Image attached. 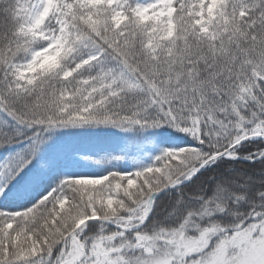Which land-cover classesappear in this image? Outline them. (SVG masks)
Listing matches in <instances>:
<instances>
[{
	"label": "snow or ice",
	"instance_id": "obj_1",
	"mask_svg": "<svg viewBox=\"0 0 264 264\" xmlns=\"http://www.w3.org/2000/svg\"><path fill=\"white\" fill-rule=\"evenodd\" d=\"M0 264H264V0H0Z\"/></svg>",
	"mask_w": 264,
	"mask_h": 264
},
{
	"label": "rangeland",
	"instance_id": "obj_2",
	"mask_svg": "<svg viewBox=\"0 0 264 264\" xmlns=\"http://www.w3.org/2000/svg\"><path fill=\"white\" fill-rule=\"evenodd\" d=\"M86 170H90V169H86Z\"/></svg>",
	"mask_w": 264,
	"mask_h": 264
},
{
	"label": "trees",
	"instance_id": "obj_3",
	"mask_svg": "<svg viewBox=\"0 0 264 264\" xmlns=\"http://www.w3.org/2000/svg\"><path fill=\"white\" fill-rule=\"evenodd\" d=\"M163 199V198H162Z\"/></svg>",
	"mask_w": 264,
	"mask_h": 264
}]
</instances>
